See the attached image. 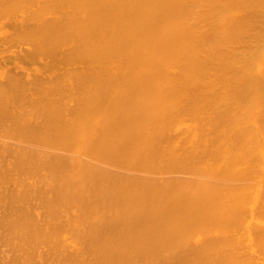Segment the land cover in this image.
<instances>
[{"label":"bare ground","instance_id":"1","mask_svg":"<svg viewBox=\"0 0 264 264\" xmlns=\"http://www.w3.org/2000/svg\"><path fill=\"white\" fill-rule=\"evenodd\" d=\"M3 53L0 264H264V0H0Z\"/></svg>","mask_w":264,"mask_h":264},{"label":"rangeland","instance_id":"2","mask_svg":"<svg viewBox=\"0 0 264 264\" xmlns=\"http://www.w3.org/2000/svg\"><path fill=\"white\" fill-rule=\"evenodd\" d=\"M5 42H6V41H5ZM5 42H3V47H2V49H4V48L7 49V48L10 46V45H9V46L7 47L8 43H5ZM5 44H7V45H5ZM16 46H18V45H16ZM16 46H15V47H16ZM6 47H7V48H6ZM18 48H19V50L17 51ZM18 48H17V49L15 48V50L19 53V55H21L22 53H20V47H18ZM5 49H4V50H5ZM8 50H9V49H8ZM5 51H6V50H5ZM3 54H4V56L2 55L1 58H0V64H2V66L4 67V66H5L4 64L6 63V60L8 59L7 55H9L10 53H6V56H5V53H3ZM5 57H6V59H5ZM22 58H23V56L21 57V59H22ZM2 59H5V60L1 63ZM44 59H45V58H44ZM23 60H24V58H23ZM23 60H22V61H23ZM47 60H48V59H47ZM47 60L45 59V60H44L45 62L42 60V64H44V67L46 66L47 63H49V62L51 61V60H50V61H49V60L47 61ZM7 61H8V60H7ZM46 61H47V62H46ZM4 62H5V63H4ZM25 62L27 63V65H26ZM32 62H33L32 64H34V61H32ZM43 62H44V63H43ZM22 63H23V65H25L26 67H28V65L31 64V62H28V61H25V60H24ZM2 66H0V68L3 69ZM44 67H43V69H44ZM2 69H1V70H2Z\"/></svg>","mask_w":264,"mask_h":264}]
</instances>
